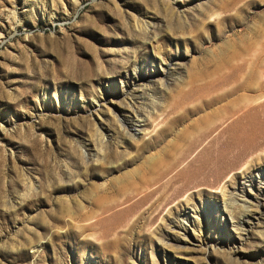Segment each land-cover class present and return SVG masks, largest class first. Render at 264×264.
<instances>
[{"label":"rangeland","instance_id":"1","mask_svg":"<svg viewBox=\"0 0 264 264\" xmlns=\"http://www.w3.org/2000/svg\"><path fill=\"white\" fill-rule=\"evenodd\" d=\"M263 55L264 0H0V264H264V144L203 148Z\"/></svg>","mask_w":264,"mask_h":264},{"label":"bare ground","instance_id":"2","mask_svg":"<svg viewBox=\"0 0 264 264\" xmlns=\"http://www.w3.org/2000/svg\"><path fill=\"white\" fill-rule=\"evenodd\" d=\"M138 25V24H137ZM140 29H145L146 31V27H147V23H145V25H141L139 26ZM142 27V28H141ZM142 30V31H143ZM264 56V55H263ZM261 58V57H260ZM258 59V58H257ZM264 61V60H263ZM150 73V72H149ZM168 72L166 70L163 69H159L156 72L154 71L152 75L148 76L147 78V74L143 76L144 79H151V80H156L159 83V87L163 88L164 87V80L167 78ZM264 95V94H262ZM151 98H148V100H150L151 102L155 103L154 97L150 96ZM253 96H250V98ZM249 98V97H248ZM247 98V99H248ZM249 98V100H251ZM254 99V98H253ZM261 103V102H260ZM107 107H108V111L111 115H113V119L116 122H121L119 124V127L123 130H125V127H123L124 124V120H119L118 117L121 116V110L116 109L115 105H112L110 103H107ZM132 107V105H131ZM263 107H264V103L262 105H257V106H253L248 112L249 115H251V122L249 124H245L244 122L242 123V115L236 116L233 119V123H237L241 129L240 134L236 137V140L234 141H224L222 140L224 134L227 132V128H223L222 130H220L215 136H212L211 138H209V140L206 142L205 146L203 147L204 149H208L209 147L211 148H217L215 151H213V159H225L227 154H231V158L232 157H244L246 156V154L250 151V150H259V148H262L263 144H264V140L262 141H256V137H252V139H247V134L248 132H252L255 129H257L258 131L264 127V115H262L263 112ZM246 108V107H245ZM249 108V107H248ZM154 110L152 106L146 105L145 104V111L148 112V114L152 113ZM245 110V109H244ZM242 112V111H241ZM244 112V111H243ZM247 113V114H248ZM241 114V113H240ZM244 116V115H243ZM138 117V116H137ZM137 117H133L132 121H134L136 124L134 125L135 128L136 127H140V129H144L147 128V125L150 123V119L147 118L148 116H143L140 118V120ZM153 117V115H151V118ZM160 117V116H159ZM128 118V117H127ZM158 118V117H157ZM157 118H154L155 120H157ZM129 120V119H128ZM153 120V118H152ZM257 120H259V122H257ZM130 122V121H129ZM147 122V124H145ZM154 122V121H153ZM132 123V122H131ZM126 126V125H125ZM154 126V125H153ZM157 126V125H156ZM155 126V127H156ZM160 126V125H159ZM134 128V129H135ZM128 129V128H127ZM129 130V129H128ZM137 130V129H136ZM156 130V129H155ZM126 132V131H125ZM147 135L150 134L151 132L146 133ZM153 134V133H152ZM260 133L256 132L255 135H259ZM100 135V134H99ZM127 135L131 138L134 136V133L128 132L127 131ZM264 135V133L262 134ZM145 136V135H144ZM151 137V136H150ZM207 138V137H206ZM207 138V139H208ZM243 142H245V150L242 148ZM204 143V142H203ZM100 146H104V140L103 137H101L100 139ZM200 146V145H199ZM201 149V148H199ZM204 149L201 150L198 154L204 152ZM197 150V149H196ZM261 150V149H260ZM210 151V150H209ZM262 151V150H261ZM194 152V151H193ZM254 152V151H253ZM192 153V152H191ZM262 153V152H260ZM258 156V155H257ZM260 157V156H258ZM256 157V158H258ZM247 158V157H246ZM252 158V157H251ZM250 158V159H251ZM254 158V160L256 159ZM249 159V160H250ZM245 160V159H244ZM253 160V161H254ZM236 161V160H235ZM252 161V160H251ZM251 161L249 163H251ZM248 164V163H247ZM247 166V165H246ZM235 167V166H234ZM236 168V167H235ZM248 169V168H247ZM230 173V172H229ZM226 173V174H229ZM197 181V180H196ZM194 183V182H193ZM186 186H184L185 188ZM154 188V187H153ZM150 189V188H149ZM148 189V190H149ZM151 190V189H150ZM148 192V191H147ZM150 192V191H149ZM149 194V193H148ZM147 195V194H146ZM191 198V197H190ZM145 199V198H144ZM135 200V199H134ZM150 200V199H149ZM141 201V200H140ZM146 202V201H145ZM137 203V202H136ZM158 203V202H157ZM145 204V203H144ZM159 204V203H158ZM135 206V205H134ZM139 206V205H138ZM156 206V205H155ZM159 206V205H157ZM133 209V207H132ZM130 211V210H129Z\"/></svg>","mask_w":264,"mask_h":264}]
</instances>
